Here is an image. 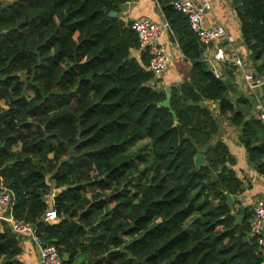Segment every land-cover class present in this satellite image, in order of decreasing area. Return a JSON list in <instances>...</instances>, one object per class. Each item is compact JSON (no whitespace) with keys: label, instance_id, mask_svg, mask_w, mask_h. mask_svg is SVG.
<instances>
[{"label":"trees","instance_id":"16d2710c","mask_svg":"<svg viewBox=\"0 0 264 264\" xmlns=\"http://www.w3.org/2000/svg\"><path fill=\"white\" fill-rule=\"evenodd\" d=\"M127 1L0 0V175L15 193L14 217L55 245L63 264H263L251 209H241L238 225L227 205L243 182L228 171L226 149L212 145L219 125L202 105L218 103L252 131L230 102L232 85L203 59L213 48L172 0H158L192 65L190 80L169 92L172 109L161 107L167 92L151 85L148 56L132 57L136 33L110 17ZM232 4L264 73V0ZM247 147L264 176V149ZM198 154L207 158L199 170ZM203 194L221 203L189 230ZM21 252L19 237L0 225V264H23Z\"/></svg>","mask_w":264,"mask_h":264},{"label":"crops","instance_id":"0c3cea01","mask_svg":"<svg viewBox=\"0 0 264 264\" xmlns=\"http://www.w3.org/2000/svg\"><path fill=\"white\" fill-rule=\"evenodd\" d=\"M165 6V1L128 0L121 7L120 14L118 16L127 23L148 18L159 24L164 21ZM206 23L209 27L223 25L228 32L236 35V37L241 36V26L238 18L236 17L232 0H213V11L207 16ZM162 43L171 57V63L170 67L156 78L157 80L152 83V86H155L160 91H166L169 93L172 88H180L184 83L190 80L192 65L186 59L180 50L178 43L172 36L166 34L162 39ZM238 52H240V56L242 58H246V60L249 59L250 52L245 47H240ZM132 57L141 61V52H138L137 50L132 51ZM247 62L254 70H256V66L250 61V59ZM229 73L230 72L227 73L225 81L230 83L233 87V90H230L228 93L230 102L235 107L237 112L238 109L244 111V122L250 126L252 131H246V127L248 126L245 124L243 129L236 127L232 122L230 114L227 113L226 115H223L220 113L218 103L205 102V106L210 107L219 125V132L213 139L212 145L222 146L226 149L228 154L226 167L228 168V171L235 174L237 178L241 179L243 182L241 191L237 194V196L233 197L234 204L230 207L234 210V217L235 215L242 217L241 209L243 207L252 209L259 202L264 201V176H262L260 171H258L256 166L257 164H254L251 161V156L247 147V144H250L251 147L264 149V126L258 119L257 112L251 102V98L243 91L242 82L238 78L229 75ZM248 98L251 105L247 102L249 101ZM1 105L3 108L7 107L4 102H1ZM249 107H252L253 110H250ZM249 110L251 112H249ZM20 147L21 145L15 146V150H19ZM262 160H264V157ZM55 195L56 192L54 191L51 199ZM193 196L194 198L197 197L198 192H195ZM220 203V199L208 200L204 195L197 201V212L187 222L186 227L189 230L195 229L197 222L202 218V214L215 210ZM19 239L22 249L19 260L23 264H42L39 249L33 241L27 237Z\"/></svg>","mask_w":264,"mask_h":264},{"label":"built area","instance_id":"2783aa9c","mask_svg":"<svg viewBox=\"0 0 264 264\" xmlns=\"http://www.w3.org/2000/svg\"><path fill=\"white\" fill-rule=\"evenodd\" d=\"M172 6L188 19L199 43L204 47L213 48L211 55L205 53L203 56L212 74L217 79L225 80L231 70L233 76L242 82L243 91L251 98L258 119L264 126V77L255 73L246 58L240 56L239 48L245 47L242 36L236 37L223 25L214 27L207 25L206 18L213 11V0H172ZM129 24L138 37L137 51L148 56V70L153 72L156 78L159 77L171 63V57L162 43L166 34L175 39L169 22L164 18V21L158 24L151 19L143 18ZM14 200L15 193L6 186L0 175V225L10 228L19 238L31 239L39 249L42 264H63V257L55 245L45 243L32 223L14 217ZM251 211L253 215L250 235L255 238L258 245L257 254L264 260V201L259 202ZM56 217V212L50 211L46 215V221H52Z\"/></svg>","mask_w":264,"mask_h":264},{"label":"water","instance_id":"95a60500","mask_svg":"<svg viewBox=\"0 0 264 264\" xmlns=\"http://www.w3.org/2000/svg\"><path fill=\"white\" fill-rule=\"evenodd\" d=\"M118 13L117 12H112L110 17L112 19H116L118 17ZM171 99H172V94L171 93H167V99L162 102L160 104L161 107H165V108H169V109H172L171 107ZM203 106H205V103H202ZM195 164H196V168L197 170H199L201 167L205 166L207 164V158L204 156V155H201V154H198L196 156V159H195ZM212 178H213V181L216 182L217 181V176L216 174H212ZM227 205L229 207H232L233 204H234V199L232 196L228 195L227 196ZM235 219L237 221V224L240 225L242 223V217L239 216V215H235Z\"/></svg>","mask_w":264,"mask_h":264},{"label":"rangeland","instance_id":"374dc122","mask_svg":"<svg viewBox=\"0 0 264 264\" xmlns=\"http://www.w3.org/2000/svg\"><path fill=\"white\" fill-rule=\"evenodd\" d=\"M237 17V16H236ZM242 36V35H241ZM249 51V50H248ZM249 59H250V54H249ZM249 59L247 60V61H249ZM251 61V60H250ZM252 62V61H251ZM252 67V66H251ZM253 69V68H252ZM254 70V69H253ZM231 71V70H230ZM259 73H257V72ZM254 72L255 73H257L258 75H260V76H262L264 73H262V72H260L259 71V69H258V66H256V70H254ZM248 100H249V98H248ZM248 102V104H250L251 105V103H250V100L249 101H247ZM251 102H252V100H251ZM252 104H253V102H252ZM215 138V137H214ZM195 192H198L199 193V191H195Z\"/></svg>","mask_w":264,"mask_h":264}]
</instances>
